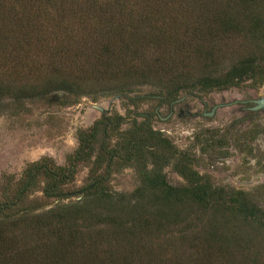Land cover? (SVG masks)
Listing matches in <instances>:
<instances>
[{
    "label": "trees",
    "instance_id": "obj_1",
    "mask_svg": "<svg viewBox=\"0 0 264 264\" xmlns=\"http://www.w3.org/2000/svg\"><path fill=\"white\" fill-rule=\"evenodd\" d=\"M264 81V0H0V102L63 91L127 94L152 85L160 97ZM123 117L102 113L78 132L68 164H28L0 199V264H264V207L245 191L214 186L146 122L117 146ZM123 155L140 184L112 190L111 164ZM104 172L77 202L43 209L40 190L62 199L79 163ZM40 181L42 185L40 184Z\"/></svg>",
    "mask_w": 264,
    "mask_h": 264
},
{
    "label": "rangeland",
    "instance_id": "obj_2",
    "mask_svg": "<svg viewBox=\"0 0 264 264\" xmlns=\"http://www.w3.org/2000/svg\"><path fill=\"white\" fill-rule=\"evenodd\" d=\"M256 87L264 92V81L246 80L235 86L211 90L195 88L191 92L182 91L177 98L184 97L186 103H194L195 108L201 111L198 100L211 96V92L216 99L228 100L238 96V93L243 92L241 90L250 95L252 88ZM115 95L119 97L113 99ZM158 95L157 88L144 85L136 87L131 93L110 94L95 99L91 96L55 91L1 100L0 199L15 191L23 170L31 162L46 157L55 165H67L78 147L79 130L89 128L94 121L100 119L102 113L94 106L100 105L107 109L105 113L123 117L119 127L111 132V146H117L123 138H127V132L133 124L144 121L173 146L174 154L163 167L165 177L171 184L185 183L174 168V161L178 153H181L188 159L191 168L199 174L207 175L214 186L241 189L264 207V175L255 176L259 170L247 168L251 164L245 154L244 162L248 164H240L236 158L239 137L235 127L231 130L229 128L235 114H216L214 117H198L192 120L186 114V103L183 102L175 103L174 115L165 120L163 117L169 113V104L175 99ZM231 109L232 107H225L220 111L230 112ZM260 144L263 145L262 141ZM122 158V154L114 158L107 184L114 191L129 194L139 186L140 181L135 168L124 164ZM104 168L105 165L98 168L92 160L79 163L73 181L63 187L64 191L70 193L67 197L45 198L40 190H35L29 194L27 200L42 204L43 209L59 203L77 202L81 197L77 191L92 182L96 175L102 174ZM40 184L42 185L41 181ZM259 237L264 240V233ZM262 258L264 261V251Z\"/></svg>",
    "mask_w": 264,
    "mask_h": 264
},
{
    "label": "flooded vegetation",
    "instance_id": "obj_3",
    "mask_svg": "<svg viewBox=\"0 0 264 264\" xmlns=\"http://www.w3.org/2000/svg\"><path fill=\"white\" fill-rule=\"evenodd\" d=\"M241 91L243 92L238 93V96L228 100L224 98L216 99L213 92H211V96L198 100L200 108H202L201 111L195 108L194 103H186L184 97L177 98L171 101L169 113L163 119H171L174 115V104L183 102L186 103V114L192 120L198 117H214L216 114L229 116L234 113L236 117L233 123H230L229 128L231 130L232 127H235L239 137L236 154L237 161L240 164H248L244 162L243 155L245 154V158L249 159L251 164L247 168L253 171L259 170L255 176H261L264 175V102H261L264 92H261L260 87L252 88L250 95H246L244 90ZM209 105L211 106L209 111H207ZM225 107H232V109L230 112L220 111V109ZM261 141L263 145L260 144Z\"/></svg>",
    "mask_w": 264,
    "mask_h": 264
},
{
    "label": "water",
    "instance_id": "obj_4",
    "mask_svg": "<svg viewBox=\"0 0 264 264\" xmlns=\"http://www.w3.org/2000/svg\"><path fill=\"white\" fill-rule=\"evenodd\" d=\"M119 95H115L113 99L118 98ZM261 102H264V97L261 99ZM96 109H98L101 113L107 111V109L101 107L100 105H94Z\"/></svg>",
    "mask_w": 264,
    "mask_h": 264
}]
</instances>
